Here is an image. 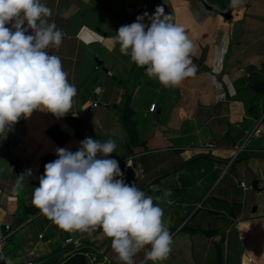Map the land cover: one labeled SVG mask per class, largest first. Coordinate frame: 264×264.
<instances>
[{"label": "crops", "instance_id": "obj_1", "mask_svg": "<svg viewBox=\"0 0 264 264\" xmlns=\"http://www.w3.org/2000/svg\"><path fill=\"white\" fill-rule=\"evenodd\" d=\"M41 2L64 34L47 51L77 94L64 116L34 110L15 123L8 145L0 137V264H123L101 228L62 230L32 203L56 148L76 151L86 137L114 140L109 158L125 182L163 209L172 250L159 264H264V0ZM157 7L193 45L196 71L174 87L113 45L121 25L144 13L148 24ZM258 118L259 130L245 138ZM240 179L255 187L243 189Z\"/></svg>", "mask_w": 264, "mask_h": 264}, {"label": "clouds", "instance_id": "obj_2", "mask_svg": "<svg viewBox=\"0 0 264 264\" xmlns=\"http://www.w3.org/2000/svg\"><path fill=\"white\" fill-rule=\"evenodd\" d=\"M50 16L51 9L41 0H0V137L6 138L19 118L34 110L62 117L72 108L77 89L61 59L47 51L59 48L64 36L49 22ZM145 16L121 25L113 45L119 44L120 53L144 68L149 78L164 87L177 86L196 71L191 66L192 42L162 7L148 24L142 22ZM115 150L114 140L92 137L81 140L76 151L56 148L57 158L45 163L32 203L62 230L101 228L123 264H134L133 257L148 245L145 261L159 264L172 250L163 209L134 183L125 182L119 161L109 158ZM29 176L30 169L18 175L17 187Z\"/></svg>", "mask_w": 264, "mask_h": 264}, {"label": "built area", "instance_id": "obj_3", "mask_svg": "<svg viewBox=\"0 0 264 264\" xmlns=\"http://www.w3.org/2000/svg\"><path fill=\"white\" fill-rule=\"evenodd\" d=\"M6 26L10 27L11 25H6ZM31 31H32V30L29 29V30H28V34H31ZM93 104H94V103H93ZM149 108L152 109V108H153V104H150V107H149ZM259 120H260V118L256 119L255 124H254V126L252 127V129L249 130V131H246L245 138L248 137L252 132H257V131L259 130L258 127H257V124L259 123ZM239 147H240V145H239ZM238 184H239V186L242 187L243 189H244V188H250V187H251V184H250L249 181H245V180H242V179H240V180L238 181ZM4 227L7 228L8 226L5 224ZM64 242H75V241H74V239H72L71 237H66V238H64ZM144 261H145V256L142 257V258H140V259L135 260V261H134V264H141V263H143Z\"/></svg>", "mask_w": 264, "mask_h": 264}, {"label": "water", "instance_id": "obj_4", "mask_svg": "<svg viewBox=\"0 0 264 264\" xmlns=\"http://www.w3.org/2000/svg\"><path fill=\"white\" fill-rule=\"evenodd\" d=\"M223 15H224L225 17H227V16H228V13H224ZM14 127H15V124L12 126L11 130H12ZM11 130H9V131L7 132V135H6L7 137H6L5 142H4L5 145H8V136H9ZM255 183H256V180H255V179H251V180H250L251 187H255ZM238 207H239L238 204H236V205L234 206V208H236V209H237Z\"/></svg>", "mask_w": 264, "mask_h": 264}, {"label": "trees", "instance_id": "obj_5", "mask_svg": "<svg viewBox=\"0 0 264 264\" xmlns=\"http://www.w3.org/2000/svg\"><path fill=\"white\" fill-rule=\"evenodd\" d=\"M251 154H253V153H246V154H244V156H248V155H251ZM79 264H84L83 260L80 261Z\"/></svg>", "mask_w": 264, "mask_h": 264}]
</instances>
